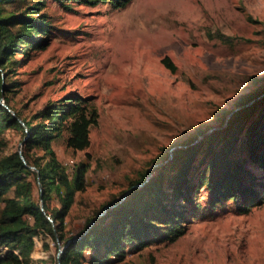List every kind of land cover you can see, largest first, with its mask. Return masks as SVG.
Returning a JSON list of instances; mask_svg holds the SVG:
<instances>
[{
    "label": "rangeland",
    "instance_id": "rangeland-1",
    "mask_svg": "<svg viewBox=\"0 0 264 264\" xmlns=\"http://www.w3.org/2000/svg\"><path fill=\"white\" fill-rule=\"evenodd\" d=\"M43 1L41 12L55 29L45 46L15 53L6 95L23 117L72 92L96 107L85 149L66 147L64 133L50 142L68 172L87 163V184L62 218L64 235L74 237L87 218L91 225L120 202L129 183L174 142L218 125L222 109L264 84V0ZM263 106L264 99L253 116ZM1 137L0 156L23 149L21 129L6 127ZM30 153L43 152L32 147ZM33 186L36 191L38 183ZM208 196L199 186L202 206ZM60 246L47 234L35 235L33 261L50 264ZM105 264H264V198L243 213L224 200L184 223L174 239L128 249Z\"/></svg>",
    "mask_w": 264,
    "mask_h": 264
},
{
    "label": "trees",
    "instance_id": "trees-1",
    "mask_svg": "<svg viewBox=\"0 0 264 264\" xmlns=\"http://www.w3.org/2000/svg\"><path fill=\"white\" fill-rule=\"evenodd\" d=\"M83 1L122 6L128 0ZM43 4V0H0V148L5 144L1 133L6 127L24 133L22 153L18 150L0 156V264H38L31 252L35 235L40 233L50 236L57 247L61 243L60 264H105L124 256L128 249L174 239L184 223L205 210H215L224 200H232L239 213L263 201L264 173L258 176L255 172L264 169V106L256 117L252 111L258 101L198 144L176 149L174 158L155 167L141 187H132L145 180L147 171L143 172L129 183L125 198L114 201L91 225L87 218L74 237L65 236L62 218L74 193L87 184V163L79 161L68 172L50 142L64 133L66 147L73 151L85 149L90 127L97 122L96 107L87 97L72 92L23 117L17 110L12 112L6 95L15 53L45 46L55 29L49 14L41 12ZM161 62L174 68L164 57ZM204 130L197 127L183 142H190ZM32 147L41 148L43 153L32 155ZM176 161H180L179 167L167 174ZM38 181L41 189L38 185L35 191L33 182ZM199 186H205L209 193L203 206L196 199ZM53 199L57 204H51ZM50 264H57V255Z\"/></svg>",
    "mask_w": 264,
    "mask_h": 264
},
{
    "label": "water",
    "instance_id": "water-1",
    "mask_svg": "<svg viewBox=\"0 0 264 264\" xmlns=\"http://www.w3.org/2000/svg\"><path fill=\"white\" fill-rule=\"evenodd\" d=\"M262 99H264V86L263 85H261V87L255 89V90L251 91L249 94L241 97L232 108L226 109L225 110L226 112L224 114H221V120H220L218 125L205 126L204 127L205 130L203 132H197L195 137L190 142H183L184 140L179 142V143L174 142L171 146V149H170L171 151L166 153L167 155H165L166 157L164 159H161V160H158V161L152 163L151 167L148 170V173L146 174L145 180L142 183H140L139 185L141 186L145 181H147L149 179V177L152 174V170L155 167H159V166L163 165L164 163L172 160L174 158V151L176 149H186V148H189L191 146L198 144L199 142H201L205 137H207L212 132L219 130V129H223L226 126H228L234 120L236 114L239 111H242L243 109L251 106L252 104H254V103H256ZM2 103L8 107V105L6 103H4V102H2ZM19 120L22 121L20 118H19ZM19 152L22 153L21 147L19 148ZM22 158L24 159L23 155H22ZM29 167L31 169H34V166H32V165H29ZM38 185H39V188L41 189L40 181H38ZM139 185L135 184L132 187H137ZM125 195H126V193L124 194V196L122 198H124ZM62 250H63V247L60 246L58 253H57V264H60L59 255L62 252Z\"/></svg>",
    "mask_w": 264,
    "mask_h": 264
}]
</instances>
